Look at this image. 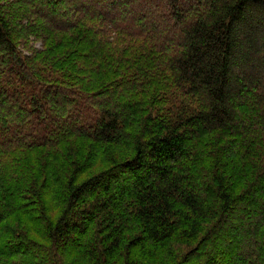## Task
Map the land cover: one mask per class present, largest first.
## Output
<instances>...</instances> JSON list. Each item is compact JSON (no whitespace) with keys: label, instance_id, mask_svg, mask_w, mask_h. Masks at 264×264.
Masks as SVG:
<instances>
[{"label":"trees","instance_id":"obj_1","mask_svg":"<svg viewBox=\"0 0 264 264\" xmlns=\"http://www.w3.org/2000/svg\"><path fill=\"white\" fill-rule=\"evenodd\" d=\"M263 151L264 0H0V264H264Z\"/></svg>","mask_w":264,"mask_h":264},{"label":"rangeland","instance_id":"obj_2","mask_svg":"<svg viewBox=\"0 0 264 264\" xmlns=\"http://www.w3.org/2000/svg\"><path fill=\"white\" fill-rule=\"evenodd\" d=\"M32 41H30V43L29 44H31V43H33V42H35V40H33V39H31ZM22 41H24V42H26L25 41V39H23L22 38ZM32 45V44H31ZM34 46H36V47H40L41 45H40V43L39 42H35V44H34ZM209 140H211L210 139V137L209 138H206V139H203L200 143H197L196 144V152L198 153V154H201V152L203 151V145H205L206 143L205 142H208ZM208 145L206 144V147H207ZM207 153V152H206ZM205 153V154H206ZM262 155H264V151L261 153V156ZM261 158H259V159H257V161H256V164H257V162L260 160Z\"/></svg>","mask_w":264,"mask_h":264}]
</instances>
